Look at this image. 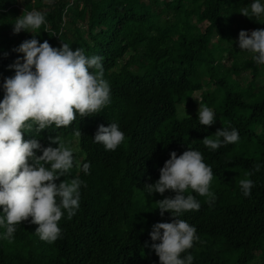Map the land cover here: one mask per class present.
Returning a JSON list of instances; mask_svg holds the SVG:
<instances>
[{
	"label": "trees",
	"instance_id": "obj_1",
	"mask_svg": "<svg viewBox=\"0 0 264 264\" xmlns=\"http://www.w3.org/2000/svg\"><path fill=\"white\" fill-rule=\"evenodd\" d=\"M250 3L0 0V86L15 74L8 66L22 57L13 49L36 35L53 47L65 42L72 50L102 57L111 89V103L100 113L77 116L68 127L53 125L40 134L34 125L24 134L44 147L54 136L75 146L77 165L56 183L84 181L80 208L71 219L62 217L61 237L53 243L39 239L37 225L21 222L11 241L0 240V264H159L149 233L153 224L172 221L168 212L159 214L156 201L174 193L149 195L146 185L159 179L170 152L180 155L188 148L199 150L212 167L215 201L209 204L196 195L199 211L181 217L199 236L182 256L191 253L193 264H264V65L255 63L252 54L235 58L236 52L221 46H230L237 31L264 29V17L258 26L255 18L239 13ZM33 10L45 14L46 24L34 33L14 34L16 18ZM225 52L230 67L222 63ZM241 73L248 74L244 88L238 82ZM207 86L223 97L217 104L214 92L207 91L201 106L211 107L216 120L238 129L240 136L216 151L202 141L214 134L213 127L200 125L196 113L176 119L178 106L185 112L181 103ZM3 95L0 87V99ZM109 123H117L126 137L115 151L93 141L97 127ZM84 162L90 163L87 175L80 168ZM246 172L254 182L248 197L239 187Z\"/></svg>",
	"mask_w": 264,
	"mask_h": 264
},
{
	"label": "clouds",
	"instance_id": "obj_2",
	"mask_svg": "<svg viewBox=\"0 0 264 264\" xmlns=\"http://www.w3.org/2000/svg\"><path fill=\"white\" fill-rule=\"evenodd\" d=\"M47 2L51 4L54 0ZM239 13L261 23L264 0H251ZM45 24V14L33 10L16 18L13 33H34ZM35 36L13 49L22 57L17 56L8 66L15 74L5 77L0 86L4 93L0 99V229H3L0 240L11 241L16 226L27 221L37 225L35 233L40 240L53 243L61 237L62 217L71 219L80 208L84 181L76 177L70 182L56 183L77 165L70 141L49 137L50 143L44 147L37 137L24 139V134L34 125L40 134L53 125L68 127L77 116L100 113L111 103V89L104 79L102 57L88 56L82 48L72 50L65 42L56 48L48 41L39 42ZM237 43L240 50L252 54L255 63L264 65V29L241 30ZM197 115L199 124L204 126L213 125L217 119L211 107L200 104ZM76 135L81 133L78 131ZM125 139L120 126L109 123L97 127L93 141L107 151H115ZM239 139L238 129L229 126L202 141L208 149L216 151ZM260 167L257 164L256 170ZM80 168L87 175L90 163L84 162ZM251 175L246 172V178L239 181L244 197L250 196L254 187V182L247 178ZM212 180V167L204 162L202 153L188 148L180 155L170 152L159 170V179L146 185L149 195L174 193L156 201L159 214L168 212L172 221L153 224L149 233L153 242L150 248L158 256L159 264H193L191 253L182 254L199 241V236L195 226L181 217L186 212L199 211L201 204L196 195L208 198L209 204L215 201V194L210 191Z\"/></svg>",
	"mask_w": 264,
	"mask_h": 264
},
{
	"label": "rangeland",
	"instance_id": "obj_3",
	"mask_svg": "<svg viewBox=\"0 0 264 264\" xmlns=\"http://www.w3.org/2000/svg\"><path fill=\"white\" fill-rule=\"evenodd\" d=\"M260 22H261V20H260ZM257 25L261 26V23L257 22ZM249 32H251V30H249ZM237 34H238V31H237ZM216 40H217V37H214L213 41H216ZM237 40H238V35H237V37L235 39L232 40V43H231L230 46L228 44H224V43H222L221 46L224 49H227V48L230 49L231 52H236L235 58H238L240 60L248 58L251 55V53H248L246 51L240 50L239 47H238ZM226 54L227 53L225 52L224 53V58L222 59V63L224 62V64L227 67H230L231 63L226 61V58H227ZM232 79H236V78L233 77ZM247 81H248V74L247 73H241L239 78H238V82L240 83L242 88H244L246 86V82ZM207 91L214 92V95L217 97V104H218L219 100L223 97L222 92L221 91L220 92L217 91L214 87H212V86L204 87L202 89V91L195 92L192 95V98L188 102L185 103V101H184L183 103H181L182 104V109H184V110L187 109L185 112L181 111L180 105L178 106V110H177V113H176V119H183V118H185L187 115H189L191 113L198 114V109H199L201 96H202L203 93H206ZM225 124H226V122L224 120H220V119L216 120L215 123L213 125H211L213 127V129H214V133L218 129L223 127ZM72 147L74 149V153L77 152V149H75V146H72Z\"/></svg>",
	"mask_w": 264,
	"mask_h": 264
}]
</instances>
